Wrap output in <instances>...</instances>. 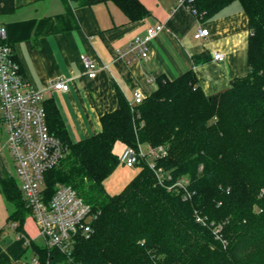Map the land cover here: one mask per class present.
Segmentation results:
<instances>
[{
    "label": "trees",
    "instance_id": "16d2710c",
    "mask_svg": "<svg viewBox=\"0 0 264 264\" xmlns=\"http://www.w3.org/2000/svg\"><path fill=\"white\" fill-rule=\"evenodd\" d=\"M108 1L130 22L149 15L139 0ZM234 2L249 17V71L227 90L206 94L194 70L174 80L160 76L140 104L120 94L119 108L101 117L102 130L78 142L71 140L55 102L46 100L49 129L67 147L46 174L48 195L57 185L71 186L95 215L91 236L75 242L76 261L264 264V0H198L196 8L212 18ZM207 60L201 55L195 63ZM117 143L164 146L167 154L157 167L172 181L188 179L191 197L161 185L146 159L122 192L108 193L104 183L121 164ZM1 185L21 231L31 210L12 181ZM33 250L40 264H68L57 249L34 244Z\"/></svg>",
    "mask_w": 264,
    "mask_h": 264
},
{
    "label": "crops",
    "instance_id": "0c3cea01",
    "mask_svg": "<svg viewBox=\"0 0 264 264\" xmlns=\"http://www.w3.org/2000/svg\"><path fill=\"white\" fill-rule=\"evenodd\" d=\"M139 1L149 15L130 22L108 0H0V23L29 84L45 90L55 80L68 82L67 92H48L46 100L55 102L73 142L102 130L101 117L119 108L120 94L134 106V93L150 95L160 76L174 80L194 70L205 93L212 95L248 74L249 17L239 2L204 18L178 6V0ZM158 24L165 28L148 42V60L118 58L117 50ZM200 28L208 29L209 36L196 39ZM214 52H222L225 60H214ZM201 55L208 60L196 64ZM82 56L97 63L94 78L88 77ZM121 178L130 182L126 171ZM3 180L20 190L0 112V262L32 264L39 235L31 228L30 214L22 230L17 229L18 222L11 219L15 206L2 190Z\"/></svg>",
    "mask_w": 264,
    "mask_h": 264
},
{
    "label": "built area",
    "instance_id": "2783aa9c",
    "mask_svg": "<svg viewBox=\"0 0 264 264\" xmlns=\"http://www.w3.org/2000/svg\"><path fill=\"white\" fill-rule=\"evenodd\" d=\"M198 0H178L192 14L203 17L196 8ZM163 24L150 27L145 35L135 36L128 44L117 50V56L128 62L148 60V42L164 30ZM209 36V30L200 28L196 39ZM213 58L222 62L225 55L214 52ZM82 61L89 78H94L98 65L87 56ZM69 90L66 80L51 82L47 89L39 90L31 86L21 71L20 64L12 45L7 40L6 27L0 23V112L6 131L7 146L11 152L15 170L20 182V190L27 207L35 219L39 236L48 249H57L67 258L68 264H86L74 259L75 242L79 237L89 238L93 233L94 214L91 207L71 186L57 185L53 195L49 196L46 174L64 158L67 147L51 133L47 123L45 102L47 93ZM145 99L141 91L134 93V104ZM167 154L164 146H148L146 151L126 146L120 156V163L128 168L137 167L141 159L149 160L150 168L155 172L158 182L169 191H180L184 198H190L186 178L172 181L171 174L157 167V160ZM172 181V183H168ZM32 264H40L38 257Z\"/></svg>",
    "mask_w": 264,
    "mask_h": 264
},
{
    "label": "rangeland",
    "instance_id": "374dc122",
    "mask_svg": "<svg viewBox=\"0 0 264 264\" xmlns=\"http://www.w3.org/2000/svg\"><path fill=\"white\" fill-rule=\"evenodd\" d=\"M124 151V147L121 143H118L115 147V152L116 154L120 157L122 155ZM144 151H146V148L144 147ZM123 171H126L128 176H129V181H131V179L139 172L137 167H133L132 169L129 170V168L125 167L123 164H120L116 170L114 171V173L108 177L105 181L106 185V189L107 191L111 194V195H116L119 194L120 192L123 191V189L126 187V185L128 184L127 180H121V176ZM32 215H30L29 217H31ZM32 220V224H31V228L33 230L34 233H36V235H39V230H38V226L36 224V221L33 217H31ZM36 240V244L43 246V240L41 239L40 236H36L35 237ZM62 264V263H60Z\"/></svg>",
    "mask_w": 264,
    "mask_h": 264
}]
</instances>
